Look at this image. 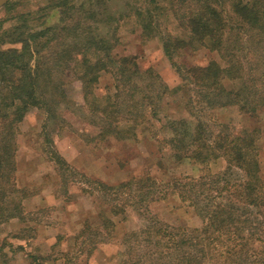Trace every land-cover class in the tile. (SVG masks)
<instances>
[{
  "label": "trees",
  "instance_id": "obj_1",
  "mask_svg": "<svg viewBox=\"0 0 264 264\" xmlns=\"http://www.w3.org/2000/svg\"><path fill=\"white\" fill-rule=\"evenodd\" d=\"M105 2L57 0L40 26L31 24L30 13L20 12L15 23L0 33V218L4 222L12 218L24 220L22 207L14 198L19 191L15 181L16 125L24 121L31 108H38L46 114L44 130L52 123L58 129L64 128V111L78 115L72 103L77 105L68 95L69 76L80 80L90 114L105 124L98 137L134 138L138 125H147L151 115L157 117V106L151 115L136 112L150 97L141 89L144 72L135 56L113 54L114 44L101 30L109 11ZM16 4L9 2L7 9L13 13ZM142 7L136 14L146 35H152L153 25L169 12L174 13L183 28L182 36L168 34L164 38V50L181 84L170 88L161 83L157 95L181 93L187 97V115L168 120L164 127L169 135L159 136L156 141L169 147L174 161L189 159L201 164L204 172L167 182L159 181L150 172L117 185L93 179L104 194L124 197L122 203L109 204L112 215L124 217L131 206L145 220L140 229L125 234V243L136 247L130 244L132 259L121 264H134L135 260L151 264H208L210 258L217 257L215 254L227 262L231 256L246 257L257 243L264 255V177L259 143L262 128L258 125L264 105V73L256 78L249 66L255 60L264 62V0H146ZM53 15L57 16L55 21ZM90 23L97 25L95 29L90 28ZM6 43L13 45L4 47ZM200 48L218 51L224 63L212 60L205 65L184 64L177 60ZM73 62L77 64L71 65ZM103 72L114 74L117 96L132 117L122 115V104L114 102L111 95H97ZM146 73L154 76L150 71ZM251 75L253 78H248ZM228 81L231 85H227ZM128 86L133 89L130 91ZM230 106H237L253 124L236 130L219 123L215 129L210 120L196 115L198 108L213 111ZM128 119L134 121L131 128L122 126ZM220 158L225 159V168L212 172L210 163ZM51 159L61 169L77 171L56 146L51 150ZM60 175L65 180V174ZM83 176L90 180L86 174ZM174 193L202 218L201 227L174 226L153 211L154 202ZM108 210L99 212V228L94 229L89 220L85 221L77 235L82 253L85 250L87 255L93 254L99 243L114 236L116 222ZM106 234L108 238L104 237ZM252 253L255 258L258 256V252ZM259 261L264 262V256Z\"/></svg>",
  "mask_w": 264,
  "mask_h": 264
},
{
  "label": "rangeland",
  "instance_id": "obj_2",
  "mask_svg": "<svg viewBox=\"0 0 264 264\" xmlns=\"http://www.w3.org/2000/svg\"><path fill=\"white\" fill-rule=\"evenodd\" d=\"M11 1L17 2L13 13L7 9V4ZM56 1L10 0L0 8V33L15 23V18L20 12L30 13L31 24L40 26ZM77 1L90 4L96 0ZM105 1L109 11L104 16L106 23L101 25V30L114 44L113 54L118 57L135 56L144 72V79L140 82L141 89L144 88L150 97L136 112L151 115L150 112L157 106V117L151 115L147 125H138L134 138L119 140L112 136L98 137L105 124L90 114V108L83 97L82 84L74 75L68 77L66 86L70 100L77 105L72 103L78 115L69 110L64 111V128L58 129V126L52 123L44 130L46 114L41 109L31 108L24 121L16 125L18 129L15 136L18 147L15 181L19 191L14 198L22 207L24 220L12 218L4 222L0 218V264H121L131 260L130 244H135L125 243V234L140 229L145 220L131 206L127 207L124 217L112 215L107 207L109 204L119 203L124 197L120 195L119 198H112L104 194L93 179L117 185L132 176L150 172L159 181L167 182L174 177H197L204 172L201 164L189 159L174 161L170 156L169 147H162L165 145L156 141L159 136L169 135V131L164 127L168 120L187 115L184 106L187 97L174 92L157 95V91L161 92V83L170 88L181 84L176 68L164 50V38L168 34L182 36L183 28L179 26L174 13L169 12L153 25L152 35L148 36L144 33L136 14L137 9H142L146 4V0ZM52 18V21H55L57 16L53 15ZM96 26L95 23H90L92 30ZM12 45L6 43L4 47ZM177 60L184 64L205 65L212 60L224 63L218 51L207 48L188 51ZM76 64L77 62H73L71 65ZM249 66L253 67L252 72L256 78L264 73L262 61L255 60ZM146 71H150L154 76L148 75ZM251 77L253 78L252 75L248 78ZM252 80L249 83H252ZM227 85H231V82L228 81ZM128 88L130 91L133 89L132 86ZM116 92L114 74L103 72L96 87L97 95H111L114 102L123 105H119L122 115L132 117L128 115L129 108ZM210 110L198 108L196 115L210 120L215 129L219 127V123H227L236 127V130L243 125L253 124L252 120L240 113L237 106ZM122 124L131 128L134 121L128 119ZM258 125L262 128L259 143L264 177V105L260 110ZM55 146L77 171L58 167L51 159V150ZM209 166L212 172H218L225 168L226 161L220 158L212 161ZM60 172L65 174V180ZM83 174L89 176L90 180L84 179ZM8 205L13 208V205ZM105 209L116 222L114 236L107 242L99 243L93 254L87 255L85 250V253H82V246L77 239L79 231L86 220L90 221L92 228H99L101 219L98 214ZM152 209L164 222L174 226L194 228L203 225L202 218L175 193L170 194L167 199L154 202ZM104 237L108 238V235ZM252 251L258 252L256 258ZM252 251L246 257L240 254L231 256L227 262L215 254L217 257L210 258L208 264H264L259 261L264 256L261 254V246L255 244ZM250 256L254 259H250ZM142 263L151 264L147 261ZM142 263L134 261V264Z\"/></svg>",
  "mask_w": 264,
  "mask_h": 264
},
{
  "label": "water",
  "instance_id": "obj_3",
  "mask_svg": "<svg viewBox=\"0 0 264 264\" xmlns=\"http://www.w3.org/2000/svg\"><path fill=\"white\" fill-rule=\"evenodd\" d=\"M10 0H0V8L7 4Z\"/></svg>",
  "mask_w": 264,
  "mask_h": 264
},
{
  "label": "crops",
  "instance_id": "obj_4",
  "mask_svg": "<svg viewBox=\"0 0 264 264\" xmlns=\"http://www.w3.org/2000/svg\"><path fill=\"white\" fill-rule=\"evenodd\" d=\"M261 163H262V161H261ZM263 171V170H262ZM43 201H45V200H43ZM39 209V208H38ZM47 227H49V226H47ZM50 228V227H49Z\"/></svg>",
  "mask_w": 264,
  "mask_h": 264
}]
</instances>
